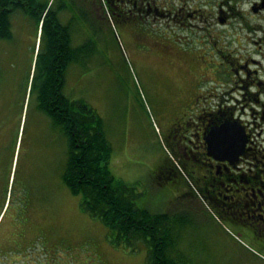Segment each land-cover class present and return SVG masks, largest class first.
<instances>
[{
  "label": "rangeland",
  "instance_id": "1",
  "mask_svg": "<svg viewBox=\"0 0 264 264\" xmlns=\"http://www.w3.org/2000/svg\"><path fill=\"white\" fill-rule=\"evenodd\" d=\"M89 1L55 0L52 9L75 16L77 28L84 23L80 11L89 15L85 33L73 39L74 46L81 43L87 47L82 58L70 64L65 94L72 101H85L102 118L112 148L113 175L135 185L139 208L175 216L170 255L179 264H264L263 252L237 226L218 219L205 206L202 212L192 208L193 182L181 165L177 168L181 187L172 184L167 189L160 188L164 179L155 174L158 167L154 166L171 152L167 131L180 87L194 81L206 86L210 80L223 86L222 81L231 78L212 46L222 48L228 60L234 61L238 54L230 53L235 50L227 37L239 26L226 27L210 19L209 23L198 22L193 29L191 25L182 28L177 22L128 27L113 20L105 7L101 12L99 0L98 5ZM100 13L105 20L100 19ZM29 43L26 46L24 31H20L4 49L0 106L15 120L13 135L19 146L35 144L32 135L37 134L35 154L45 172L51 162L47 144L53 149L54 264H146V245L132 251L112 243L108 227L82 210V195L73 194L63 184L69 140L37 106V76L46 44L38 22L32 25ZM175 53L188 56L195 73L184 67ZM214 85L219 94L222 89ZM173 188L179 191L176 196Z\"/></svg>",
  "mask_w": 264,
  "mask_h": 264
},
{
  "label": "flooded vegetation",
  "instance_id": "2",
  "mask_svg": "<svg viewBox=\"0 0 264 264\" xmlns=\"http://www.w3.org/2000/svg\"><path fill=\"white\" fill-rule=\"evenodd\" d=\"M54 2L48 17L36 90L37 106L51 121L45 105L53 110L55 85L59 94L56 101L67 97L71 40L85 33V21H89V15L80 11L84 23L77 28L73 23L75 16L58 14L52 9ZM89 2L98 5L97 0ZM99 2L101 12L105 7L113 20L128 27L177 22L182 28L191 25L193 29L198 22L209 23L210 19L226 27L239 26L236 33L227 37L235 50L230 53L238 54L234 61L228 60L222 48L212 46L223 58V65L229 68L231 78L222 81L223 86L210 80L206 86L194 81L180 87L173 122L167 131L171 152L167 158L155 161L154 166L158 167L155 174H162L163 184L180 186L183 181L176 163L181 165L193 182L192 208L202 212L205 206L218 219L237 226L264 254V0ZM19 3L24 4L22 0H9L0 9L4 14L0 16L4 21L2 29L11 33L8 37L0 36V67L6 45L24 31L26 46H29L32 25L38 22L37 7L32 4L24 13L22 9L14 10ZM241 4L250 7L242 9ZM17 13L21 15L16 16ZM100 17L106 18L101 13ZM77 46L84 48L85 44ZM175 54L184 67L195 73L188 56ZM215 83L222 89L220 95L215 93ZM44 88H47L46 96H43ZM68 108L64 100V115ZM2 110L0 106V264H54L53 149L47 144L51 162L47 163L45 172L35 154L37 134L32 135L35 144L19 146L13 135L15 120ZM233 130H243L246 135L242 153L235 159L230 151L238 150L240 144L235 138L232 143Z\"/></svg>",
  "mask_w": 264,
  "mask_h": 264
},
{
  "label": "trees",
  "instance_id": "3",
  "mask_svg": "<svg viewBox=\"0 0 264 264\" xmlns=\"http://www.w3.org/2000/svg\"><path fill=\"white\" fill-rule=\"evenodd\" d=\"M8 1L0 0L1 10L2 4ZM22 1L24 4H17L14 10L22 9L25 13L32 4L35 5L38 23L45 13L42 33H46L51 15L47 10L48 0ZM0 16L4 14L0 13ZM3 24L0 17V36L8 37L11 33L2 29ZM86 47L74 46L71 40V63L82 58ZM44 94L47 95V88H44ZM57 96L55 85L54 108L48 110L45 105V110L54 125L60 127L68 137L69 159L62 178L70 192L82 195V210L108 227L109 238L115 245H123L132 251L139 250L141 244L146 245L149 249L146 264H179L170 255L175 243V216L169 212L154 213L137 206L139 194L135 185L116 178L110 170L112 148L106 138L102 118L85 101H72L62 96L58 102ZM64 100L69 105L65 115L62 112Z\"/></svg>",
  "mask_w": 264,
  "mask_h": 264
},
{
  "label": "water",
  "instance_id": "4",
  "mask_svg": "<svg viewBox=\"0 0 264 264\" xmlns=\"http://www.w3.org/2000/svg\"><path fill=\"white\" fill-rule=\"evenodd\" d=\"M234 138L237 139L238 143L240 144V147L238 150L232 149L230 151V155H231L232 159L233 158L235 159L237 156H239L242 153V149H243L244 143L246 141V135L244 134L243 130H239V131L233 130L232 131V139H231L232 143H234L233 142Z\"/></svg>",
  "mask_w": 264,
  "mask_h": 264
},
{
  "label": "crops",
  "instance_id": "5",
  "mask_svg": "<svg viewBox=\"0 0 264 264\" xmlns=\"http://www.w3.org/2000/svg\"><path fill=\"white\" fill-rule=\"evenodd\" d=\"M159 178H160V179H163V176L160 175ZM161 181H162V182H161ZM161 181H160V183H159L160 188H168V185H167L166 183L163 184V180H161ZM161 184H163V185H161ZM169 185H170V184H169ZM173 192H174V195L176 196L177 193H178L179 191H178V189L173 188Z\"/></svg>",
  "mask_w": 264,
  "mask_h": 264
},
{
  "label": "clouds",
  "instance_id": "6",
  "mask_svg": "<svg viewBox=\"0 0 264 264\" xmlns=\"http://www.w3.org/2000/svg\"><path fill=\"white\" fill-rule=\"evenodd\" d=\"M240 7L242 9H246V8L250 7V5H248V4H241Z\"/></svg>",
  "mask_w": 264,
  "mask_h": 264
}]
</instances>
